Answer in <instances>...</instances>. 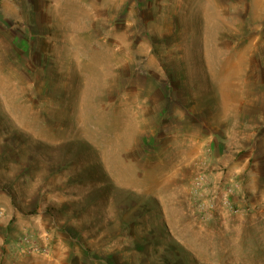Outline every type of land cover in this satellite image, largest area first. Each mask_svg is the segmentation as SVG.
<instances>
[{"label": "rangeland", "instance_id": "374dc122", "mask_svg": "<svg viewBox=\"0 0 264 264\" xmlns=\"http://www.w3.org/2000/svg\"><path fill=\"white\" fill-rule=\"evenodd\" d=\"M0 264H264V0H0Z\"/></svg>", "mask_w": 264, "mask_h": 264}]
</instances>
